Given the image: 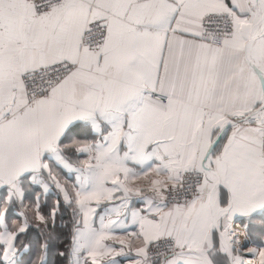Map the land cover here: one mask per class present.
<instances>
[{"label": "snow or ice", "instance_id": "1", "mask_svg": "<svg viewBox=\"0 0 264 264\" xmlns=\"http://www.w3.org/2000/svg\"><path fill=\"white\" fill-rule=\"evenodd\" d=\"M0 264H264V0H0Z\"/></svg>", "mask_w": 264, "mask_h": 264}]
</instances>
